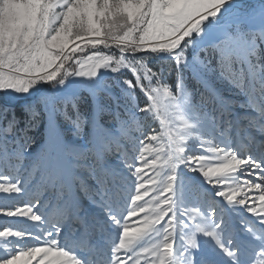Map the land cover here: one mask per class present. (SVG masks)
<instances>
[{
  "label": "clouds",
  "instance_id": "1",
  "mask_svg": "<svg viewBox=\"0 0 264 264\" xmlns=\"http://www.w3.org/2000/svg\"><path fill=\"white\" fill-rule=\"evenodd\" d=\"M225 2L226 0H220V7ZM53 3L54 0H44L39 23L31 29L30 35L22 36L15 47L9 42L8 47L0 54V58L12 55L16 66L24 70L25 77L0 78V90L16 88L19 92L26 93L33 85L40 84L43 89L47 83L51 91L57 90L59 85H65L70 77H91L83 74L90 69L97 72L105 69L111 73L127 69L132 72L136 83L132 84L128 79H124L123 83L129 89L137 86L146 89L150 96L151 103L139 109L140 112L151 115L156 111L159 114L153 101L158 93L167 89L171 93L168 99L170 104L192 108L196 121L187 122L190 127L199 129L193 133L170 136L168 150L157 148L153 153L144 140H140L139 145L134 143L137 136L159 143L164 133L157 132L149 137L153 127L146 121L140 123L139 120L143 118L129 117L132 120L129 124L125 120L109 116L100 125L104 135L100 139L102 147L99 149V156L96 145L91 142L93 137L90 128L86 130L81 123L75 130H67L68 135L78 142L82 150L80 155L89 156L88 164L101 169L105 166L111 168L112 158L118 157L126 169V173L117 168L112 169L113 179L119 182V203L114 208L106 209V213L121 234L112 249V258L108 264H123L122 257L117 255L119 251L132 260V264H201L193 254L200 247L197 232H204L208 236L211 234L215 243L231 259V264H245L240 243L234 244L232 239L222 242L221 235L225 229L221 227L223 221L217 222L213 218L215 209H206L208 215L205 216L200 207L185 206V187L180 183L182 170L199 173L207 185L223 186L216 193L217 196L222 197L230 207H244L259 220V225L243 220L241 231L249 245L255 244L261 249L260 253H264V201L253 207L245 206L242 189L238 187V179L234 176L245 159L237 162V155L227 145L230 130L235 129L239 134L243 131V126L237 124L226 112L213 109L211 100L197 85L189 87L185 83L192 66L198 65L211 71L225 60L224 48L228 37L218 35L209 38L207 31L201 34L203 21L210 16L209 12L217 9L201 11L208 0H179V10L165 17L160 27L153 26L150 33L145 32V25L138 19L119 17L121 22L115 26L95 29L93 33L96 34L89 35L76 24L69 28L63 21L60 4L53 6ZM229 27L232 35L243 38L249 44L253 56L258 49L264 50V17L256 21L242 14ZM25 31L28 32L27 29ZM161 63L164 66H160ZM69 68L72 69L71 72L68 71ZM58 69V75L48 79ZM17 75L19 73H12V77ZM248 76L255 81V94L260 98L259 101L251 102L259 110L257 123L260 124L259 130L264 132V57L255 59ZM237 80L238 82L233 80L230 83L241 91H246L243 70ZM145 124L150 129L147 133ZM9 135V129L0 127V172L7 169L9 174L19 172L21 176L28 174L34 175V178L35 175L51 172L56 157L47 151L41 152L37 139L25 137L21 143L19 139H10ZM222 143L224 147H221ZM137 147L143 164L152 173L147 179L144 168L136 166ZM145 153L153 156V159H145ZM68 155L72 153L65 152V156ZM79 156L75 159L79 160ZM228 161H232L231 169L228 172L220 171ZM16 183L19 184V180ZM41 192L50 193L51 186L42 184ZM35 208L33 203L31 211L25 209L18 217H27L34 222V227L39 228L46 237H52L47 241L52 244L58 242L53 234L59 236L66 224L82 219L71 206L64 207L63 214L58 217L41 210L34 211ZM181 216H187L190 220L198 217L202 226L197 225L194 231L187 233L182 231L178 241L176 225L181 222ZM9 229L12 231H7ZM27 234L29 233L23 230H13L8 225L0 227V250L7 253L14 249L18 241H25ZM80 238V234L73 231L69 239L75 242ZM143 240H146V246L141 247L138 252L133 251ZM121 243L127 245L123 250L120 249ZM174 252L178 255L174 256ZM69 253H65L68 256L66 264H95L90 258L81 259L71 253L68 255ZM203 264L215 262L207 259Z\"/></svg>",
  "mask_w": 264,
  "mask_h": 264
},
{
  "label": "rangeland",
  "instance_id": "2",
  "mask_svg": "<svg viewBox=\"0 0 264 264\" xmlns=\"http://www.w3.org/2000/svg\"><path fill=\"white\" fill-rule=\"evenodd\" d=\"M62 2L64 0H54L53 6ZM77 2L85 6L95 5V0H77ZM126 2L130 0H121V3ZM174 2L179 3V0ZM43 3L44 0H3V4L0 5V54L8 47L9 42L15 47L22 36L30 35L31 29L39 23ZM14 8L17 10L16 15L6 21L5 14L13 13ZM242 14L250 20L258 21L264 17V0H226L217 10L216 15L207 17L201 26V34L207 31L209 38L223 35L228 37L227 40L231 38L233 41L224 48L225 55L230 59V70L226 67V60L219 66L213 67L211 71L194 65L188 70L189 75L185 82L189 87L197 85L200 91L209 97L213 109L226 112L237 124L243 126V131L239 134L235 129L230 130L227 140L228 147L237 157L250 158L264 166V132L259 130L260 124L257 123L259 110L256 104L251 102L259 101L260 98L255 94V81L250 80L248 76V71L255 59L264 57V50L258 49L253 56L249 44L243 38L231 34L230 24ZM213 64L215 65V61ZM241 70H243L247 86L246 91H241L235 84L230 83L233 80L238 82L237 77L241 75ZM68 71L71 72L72 69L69 68ZM124 79H128L132 84L136 83L130 70L111 73L110 70L100 69L95 76L70 77L65 81V85H59L57 90L50 91L47 83L44 84L43 89L40 84L33 85L26 93L14 89L0 90V127L9 129V138L19 139L21 143L25 137L37 139L41 152L47 151L56 157V163L52 166L51 172L35 175V178L34 175L28 174L21 176L19 172L9 174L7 169L0 172V175H7L13 183L19 180L21 188L19 194L0 193V207L10 209L17 206L23 207V205L32 206L35 203L34 211L41 210L53 217H58L63 214L64 207L71 206L77 210V214L82 219L79 222L66 224L59 236L53 234V237L58 239L62 249L81 259L90 258L91 248L106 249V255L99 253L94 258L95 264H108L105 258H112V249L118 243L121 234L120 229L113 226L106 213V209L114 208L119 201L106 202L102 205L101 200L97 199L114 189V183L111 181L115 180L112 169L117 168L125 173L126 169L118 157L112 158L111 168L105 166L101 169L88 164L89 156L80 155L82 150L78 142L68 135L67 130H75L81 123L86 130L90 128L93 137L91 142L96 145L98 156L99 149L102 147L100 139L104 135L100 125L109 116L125 120L129 124L132 122L129 117L143 118L139 120L140 123L146 121L153 127L150 131L145 124L146 133L150 131L149 137L157 132L164 133L159 143L137 136L134 143L139 145V141L144 140L153 153L157 148L167 151L170 136L199 130L190 126L183 129L181 118L190 123L196 121L192 108L170 104L167 98H163L157 106L159 114L156 111L151 115L140 112L139 109L151 103L149 93L139 86L129 89L128 85L123 83ZM9 112H14V115L11 114L8 117ZM16 124H21L19 130L15 129ZM104 139L107 137L104 136ZM221 147H224L223 143ZM138 151L137 147L136 166L144 168L147 173L145 179H147L152 173L143 164ZM65 152H71L72 155L65 156ZM77 156L79 160L75 159ZM144 158L152 160L153 156L145 153ZM246 172L247 170H244L235 173L234 176L241 177V182L245 179H257L259 182L258 177L247 176ZM105 173L107 175H104ZM45 181L51 186L50 193L41 192V185ZM189 181L191 183H188ZM180 183L185 187L186 207H200L205 216L208 215L206 209H215L213 218L217 222L223 221L221 227L225 229L221 235L222 242L232 239L234 244L240 243L245 264H258L261 259H264L259 255L261 249L255 244L249 245L245 234L241 231L243 220L255 225H259V220L244 207H230L222 197L217 196L216 193L222 190L223 186L207 185L199 173H190L187 170H182ZM257 195L255 191L250 194L251 197ZM248 203H252L251 198ZM258 204L259 201H257ZM179 219L181 222L176 225L178 241L182 231L185 233L194 231L197 225H201L198 217L190 220L187 216H181ZM4 225L12 227L13 230H23L31 234L23 243L17 242L20 247L44 244L52 238L46 237L39 228L34 227V222L27 217L0 215V227ZM73 231L80 234L81 238L78 241H70ZM196 236L200 247L194 250L193 254L201 261V264L207 259L213 260L215 264H231V259L215 243L212 236L205 235L204 232H197ZM146 243V240L141 241L133 251H140ZM15 250L16 247L7 253L0 250V260ZM175 255L178 253L174 252Z\"/></svg>",
  "mask_w": 264,
  "mask_h": 264
},
{
  "label": "snow or ice",
  "instance_id": "3",
  "mask_svg": "<svg viewBox=\"0 0 264 264\" xmlns=\"http://www.w3.org/2000/svg\"><path fill=\"white\" fill-rule=\"evenodd\" d=\"M3 4V0H0V5ZM220 7V0H208V3L201 9V11H208L211 8ZM147 8V11L144 9ZM180 8L178 3L174 0H130V2L121 3V0H95L94 6H85L78 3L77 0H64L60 4V11L63 14V21L65 24L71 28L73 24L78 27H82L87 34L93 33V30L100 29L105 26H115L117 23L121 22L118 20L119 17H127L129 20H139L145 25V32L150 33L152 27H160L161 22L167 16L175 14ZM16 9L14 8L13 13L5 14V20L16 15ZM217 11L209 12L210 16H215ZM104 22L103 24L101 22ZM231 38L225 41V45L232 43ZM174 46V45H173ZM225 60L227 61L226 67L230 70V59L226 55ZM17 72L19 75L12 77V73ZM59 69L56 73H53L48 79L54 78L58 75ZM84 75L95 76L97 71L95 69H90ZM0 78L3 79H24V70L16 66V60L12 55L7 58H0ZM35 83V81H33ZM20 91L16 88H7ZM171 93L167 89L158 93L154 98V106H158L163 98L169 99ZM183 129L189 127L187 121L183 120ZM178 133L176 136H179ZM240 158L236 157L237 162ZM232 161H228L220 171L228 172L231 169ZM247 170V176L258 177L257 179H245L241 182V177L238 179V187L242 189L243 198L245 200L246 207H253L257 205V201H264V166L259 163L252 161L250 158L245 159V163L240 164L235 173ZM234 173V174H235ZM104 175H107L105 173ZM8 181V183H4ZM47 185V181L44 182ZM103 186V185H102ZM252 191L258 193L257 196L251 197ZM21 188L18 183H13L9 180V177H0V193L4 194H19ZM252 199V203L249 204V199ZM30 205H23V207L17 206L10 209H0V215L6 217H18L19 213L23 212L25 209L31 211ZM36 219V217H33ZM7 231H12L11 229ZM30 236L31 234H27ZM211 236V234H209ZM127 245L124 243L120 244V249L123 250ZM68 251H65L59 246V242L55 244L44 243L28 247L16 246V250L12 251L6 258L0 260V264H66L68 256L65 255ZM122 251L117 252L123 259V264H132V260L127 259L124 255H121ZM68 255H71L70 253ZM260 256L264 257V253H259ZM258 264H264V259H261Z\"/></svg>",
  "mask_w": 264,
  "mask_h": 264
},
{
  "label": "trees",
  "instance_id": "4",
  "mask_svg": "<svg viewBox=\"0 0 264 264\" xmlns=\"http://www.w3.org/2000/svg\"><path fill=\"white\" fill-rule=\"evenodd\" d=\"M160 66H163V65L161 64ZM11 114L14 115V112H9L8 117H10ZM19 127H21V124H18V125L16 124L15 129L18 128V130H19ZM111 181L114 183V186H113L114 189L112 191L107 192V194H102L101 198L97 199L98 201L101 200L102 205H104L106 202L116 203L117 201H119L117 199V186H118L119 182L116 181V183H115V180H111ZM53 210H55V209H53ZM99 225H101V224H99Z\"/></svg>",
  "mask_w": 264,
  "mask_h": 264
},
{
  "label": "bare ground",
  "instance_id": "5",
  "mask_svg": "<svg viewBox=\"0 0 264 264\" xmlns=\"http://www.w3.org/2000/svg\"><path fill=\"white\" fill-rule=\"evenodd\" d=\"M65 101V100H64Z\"/></svg>",
  "mask_w": 264,
  "mask_h": 264
}]
</instances>
